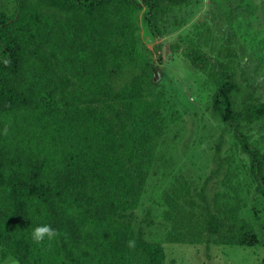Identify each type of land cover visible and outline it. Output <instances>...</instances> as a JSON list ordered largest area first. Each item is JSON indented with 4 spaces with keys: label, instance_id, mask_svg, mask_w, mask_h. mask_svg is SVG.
Segmentation results:
<instances>
[{
    "label": "trees",
    "instance_id": "1",
    "mask_svg": "<svg viewBox=\"0 0 264 264\" xmlns=\"http://www.w3.org/2000/svg\"><path fill=\"white\" fill-rule=\"evenodd\" d=\"M193 1L0 0V260L167 264L164 243L260 244L238 194L230 203L187 181L162 195V240L147 238L151 209L137 216L169 126L154 82L169 51L214 85L212 107L251 156L264 198V152L242 130L264 140V0H207L203 39L150 49L142 21L161 37ZM42 223L53 240L32 239Z\"/></svg>",
    "mask_w": 264,
    "mask_h": 264
},
{
    "label": "rangeland",
    "instance_id": "2",
    "mask_svg": "<svg viewBox=\"0 0 264 264\" xmlns=\"http://www.w3.org/2000/svg\"><path fill=\"white\" fill-rule=\"evenodd\" d=\"M211 8L207 0H194L167 20L161 37L142 21L143 41L153 49L158 43L170 45L177 39L183 45L189 39H203L199 33L207 35L212 28ZM174 19L181 23L177 25ZM155 70L156 92L162 94L169 126L137 211L139 220L150 209L153 212L155 224L146 229L147 238H164L168 225L162 218V195L172 184L187 181L195 191L205 190L209 197L218 193L230 203L238 194L239 216L258 232L261 242L252 248L213 246L210 250L202 244L164 243L167 264H259L264 259V198L257 193L251 175V156L242 150L232 130L212 107L214 85L191 66L182 52H167L162 63L156 62ZM242 130L264 152V140L256 128L246 125ZM7 262L10 264L9 259Z\"/></svg>",
    "mask_w": 264,
    "mask_h": 264
},
{
    "label": "clouds",
    "instance_id": "3",
    "mask_svg": "<svg viewBox=\"0 0 264 264\" xmlns=\"http://www.w3.org/2000/svg\"><path fill=\"white\" fill-rule=\"evenodd\" d=\"M4 63H8V61L4 60ZM31 235L32 239L37 242L43 241L45 238H47L48 240H53L57 236V229L53 228L48 223L37 224L34 227ZM128 244L131 247L134 245V241L129 240ZM9 260L10 264H19V261L17 259L9 257ZM0 264H8V262L5 260H0Z\"/></svg>",
    "mask_w": 264,
    "mask_h": 264
}]
</instances>
